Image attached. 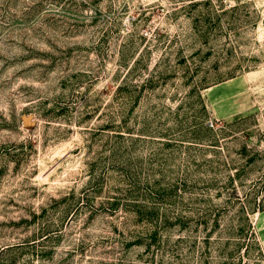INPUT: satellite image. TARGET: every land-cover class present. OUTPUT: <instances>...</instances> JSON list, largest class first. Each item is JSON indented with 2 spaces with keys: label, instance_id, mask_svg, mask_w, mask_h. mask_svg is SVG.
<instances>
[{
  "label": "rangeland",
  "instance_id": "rangeland-1",
  "mask_svg": "<svg viewBox=\"0 0 264 264\" xmlns=\"http://www.w3.org/2000/svg\"><path fill=\"white\" fill-rule=\"evenodd\" d=\"M0 264H264V0H0Z\"/></svg>",
  "mask_w": 264,
  "mask_h": 264
}]
</instances>
